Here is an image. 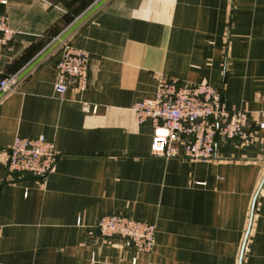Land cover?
<instances>
[{"label":"crops","instance_id":"1","mask_svg":"<svg viewBox=\"0 0 264 264\" xmlns=\"http://www.w3.org/2000/svg\"><path fill=\"white\" fill-rule=\"evenodd\" d=\"M0 15L16 31L0 79L20 80L0 101V264H264V0H11ZM62 40L91 62L87 88L60 96ZM164 77L222 89L248 139L211 160L152 155L131 107ZM41 135L55 172H11L15 138ZM111 213L155 224L153 249L102 237Z\"/></svg>","mask_w":264,"mask_h":264},{"label":"built area","instance_id":"2","mask_svg":"<svg viewBox=\"0 0 264 264\" xmlns=\"http://www.w3.org/2000/svg\"><path fill=\"white\" fill-rule=\"evenodd\" d=\"M10 1L0 0V4L8 5ZM15 33L8 18L0 15V45H8ZM60 48L56 92L65 95L72 82L84 91L89 83V53L73 47L68 40H62ZM19 83L18 75L0 79V101L14 92ZM82 108L85 112L96 110L88 103H83ZM131 110L139 124H152L151 154L158 157L211 160L217 157L219 143L249 137L248 113L228 108L222 89L203 81L164 77L155 95L136 102ZM57 159L55 145L46 137L17 136L9 148L7 166L13 173L45 179L55 172ZM97 227L102 237L125 239L138 252H150L155 245L156 225L147 221L111 213L101 216ZM132 264H137V260L133 259Z\"/></svg>","mask_w":264,"mask_h":264},{"label":"water","instance_id":"3","mask_svg":"<svg viewBox=\"0 0 264 264\" xmlns=\"http://www.w3.org/2000/svg\"><path fill=\"white\" fill-rule=\"evenodd\" d=\"M254 205H255V200H254ZM242 255H243V251H242ZM240 261H242V257H241Z\"/></svg>","mask_w":264,"mask_h":264}]
</instances>
